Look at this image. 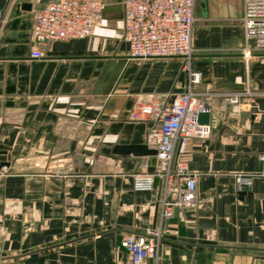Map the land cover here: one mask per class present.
<instances>
[{
  "label": "crops",
  "instance_id": "obj_1",
  "mask_svg": "<svg viewBox=\"0 0 264 264\" xmlns=\"http://www.w3.org/2000/svg\"><path fill=\"white\" fill-rule=\"evenodd\" d=\"M55 1L0 0V151L11 155L0 169V262L134 264L120 243L159 224L161 185L136 192L133 174L155 156L117 148L147 145L153 123L133 122L132 109L148 94L172 103L186 92L184 60L130 58L123 0H101L90 37L35 59L36 14ZM243 17L244 0H196L197 89L242 96L214 98L211 136L187 146L196 206L165 224L159 264H264V53L244 56ZM238 175L252 184L239 189Z\"/></svg>",
  "mask_w": 264,
  "mask_h": 264
},
{
  "label": "built area",
  "instance_id": "obj_2",
  "mask_svg": "<svg viewBox=\"0 0 264 264\" xmlns=\"http://www.w3.org/2000/svg\"><path fill=\"white\" fill-rule=\"evenodd\" d=\"M195 5L196 0H123L124 39L130 47V58H182L188 76L186 92L172 103L148 94L136 101L131 112L133 122L153 123L147 145L157 151L153 173L144 166L145 171L133 174L134 190L154 192L157 179L161 185L159 224L141 234L127 236L120 243L119 248L129 253L134 264L148 259L159 264L165 224L174 218L176 210L196 206L198 174L191 172L184 155L192 139H206L213 132V122L201 124L200 114L212 113L216 97L238 104L242 96L239 92L197 89L202 75L193 68ZM105 8L101 0L51 3L36 14L32 57L44 59L50 43L90 37L101 22ZM3 18L0 10V23ZM243 26L247 41L244 56L264 53V0H244ZM236 181L242 189L252 184V176L238 175Z\"/></svg>",
  "mask_w": 264,
  "mask_h": 264
},
{
  "label": "water",
  "instance_id": "obj_3",
  "mask_svg": "<svg viewBox=\"0 0 264 264\" xmlns=\"http://www.w3.org/2000/svg\"><path fill=\"white\" fill-rule=\"evenodd\" d=\"M199 121L201 124H208L210 122H213V113L200 114ZM117 152L122 155L132 154L137 157L157 155V151L149 148L148 145L120 147V148H117ZM10 162H11L10 153L6 151H0V169L5 168V167H10ZM150 172L153 173L154 168H151ZM177 211L178 210H176V212Z\"/></svg>",
  "mask_w": 264,
  "mask_h": 264
}]
</instances>
